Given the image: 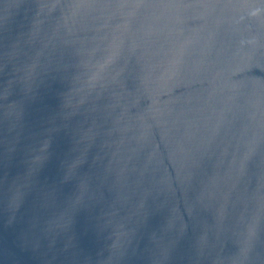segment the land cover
Here are the masks:
<instances>
[{
	"label": "water",
	"instance_id": "95a60500",
	"mask_svg": "<svg viewBox=\"0 0 264 264\" xmlns=\"http://www.w3.org/2000/svg\"><path fill=\"white\" fill-rule=\"evenodd\" d=\"M0 264H264V0H0Z\"/></svg>",
	"mask_w": 264,
	"mask_h": 264
}]
</instances>
